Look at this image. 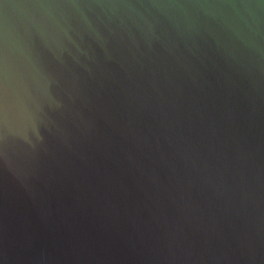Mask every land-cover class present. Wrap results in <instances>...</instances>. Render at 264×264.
Instances as JSON below:
<instances>
[{
    "label": "water",
    "instance_id": "1",
    "mask_svg": "<svg viewBox=\"0 0 264 264\" xmlns=\"http://www.w3.org/2000/svg\"><path fill=\"white\" fill-rule=\"evenodd\" d=\"M0 264H264V0H0Z\"/></svg>",
    "mask_w": 264,
    "mask_h": 264
}]
</instances>
